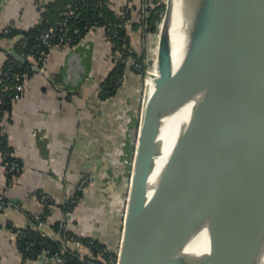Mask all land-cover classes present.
Listing matches in <instances>:
<instances>
[{
  "label": "water",
  "instance_id": "obj_1",
  "mask_svg": "<svg viewBox=\"0 0 264 264\" xmlns=\"http://www.w3.org/2000/svg\"><path fill=\"white\" fill-rule=\"evenodd\" d=\"M164 5L158 41L163 70L155 79L146 128L138 124L131 143L135 151L116 241L117 264H223L264 233V0H182L177 27L180 49L189 56L183 53L174 65L175 0ZM9 53L27 63L16 50ZM187 58L192 66L188 82ZM210 67L219 89L213 120L166 200L179 138L163 153L166 133L182 106L185 80L190 114L184 136L195 145L196 129L189 134L199 124L197 93ZM140 96L139 90L141 106ZM155 165L161 174L156 186L165 187L148 201V227L135 249L148 174Z\"/></svg>",
  "mask_w": 264,
  "mask_h": 264
},
{
  "label": "crops",
  "instance_id": "obj_2",
  "mask_svg": "<svg viewBox=\"0 0 264 264\" xmlns=\"http://www.w3.org/2000/svg\"><path fill=\"white\" fill-rule=\"evenodd\" d=\"M47 1L0 0V32L8 26L20 30L35 26L51 2ZM111 1L115 8L126 2ZM104 35L103 29L94 28L72 47L52 48L45 71L29 73L21 98L3 116V137L22 171L8 186L0 146V223L30 226L32 216L44 210L39 193L45 192L54 201L49 222L65 218L79 235L110 247L118 243L120 206L139 120L140 79L131 72L112 96H101V84L114 65ZM15 41L0 36V69L12 58L9 52L15 50ZM84 177L88 183L82 199L72 210H64ZM0 264H22L15 238L7 229L0 230ZM26 264L55 263L41 255Z\"/></svg>",
  "mask_w": 264,
  "mask_h": 264
},
{
  "label": "trees",
  "instance_id": "obj_3",
  "mask_svg": "<svg viewBox=\"0 0 264 264\" xmlns=\"http://www.w3.org/2000/svg\"><path fill=\"white\" fill-rule=\"evenodd\" d=\"M69 2L70 0H53L45 5L41 16H43L45 19L50 20L51 22H56L60 19V12ZM147 3L148 5L144 8V12H142L144 4L143 0H126V2L123 3L124 5L120 6V8H115L114 6H112V1L109 0L108 5L104 9L102 8L96 10H85L82 13L84 17L83 21L76 23L83 29V33L80 37L82 38L87 31V28H83L87 24V21H90V23L88 24V26H90L94 20H99V17L97 16L98 11L102 12V17H105L113 22L115 20V10L124 11L128 8V11H126L125 13L128 12V17L130 18L129 24L125 28H121L118 30V36L112 37L110 39L111 53L114 58V65L107 80L101 84V96L103 98L112 96L124 81L125 76L129 73L134 72L138 76H140L139 72L144 73L146 65L143 59L145 54L144 52H139L137 48L138 42L142 36L141 29L144 31V33L148 32L152 34L157 29V23L161 19L162 13L164 11V4L161 2V0H147ZM44 27V24L38 23L28 30H20L15 27L8 26L1 30L0 36L13 37L14 39L16 38L15 50H20L21 39H19V35L28 36L30 40L29 44L31 46L37 47L38 41H36L35 38ZM6 29H9V31L4 32V30ZM130 48L132 51L131 53L128 52ZM26 51L29 52V50ZM122 58H124V61H122ZM8 62H11L16 70H27L29 73L32 71V65L34 63L33 60L27 59L26 64H21L12 58H9L4 63V65L8 64ZM137 66L141 68V71L137 69ZM120 78L122 81H119ZM139 79V81L143 79L142 75L141 77H139ZM3 83L12 85L14 82L10 79H3L2 84ZM10 93L4 94V97L0 101V121H2L6 111H9L11 103L15 101L10 97ZM6 145L10 148V151H13L3 135L0 136L1 151H3L4 146ZM84 187L81 191H77V188L75 190V192L79 193L81 199ZM53 203L54 201L52 202L51 206H53ZM73 207L69 210H72ZM62 208H64V210H67L66 204H64ZM49 209L50 208L45 205L43 212H41L43 215V219L47 220L48 225L45 226V228L48 227V232L45 228L40 231L30 225L25 228V230L28 232L27 236L17 238L15 240L22 256V264H26L29 260L36 259V257L41 253L43 249H50L51 251L59 250L66 258L68 264H113L117 255V244L110 247V244L102 243L93 237L79 235L68 225L67 229L65 230V235L61 234L56 236L55 231L57 230L59 220L54 222L48 221L47 216L51 214ZM6 224L8 226H11V224L8 222H6ZM67 235H74L83 242L92 240V245L89 251H86L83 254V260L80 259L82 251H84L83 249L72 248V246L68 243H66V248H63L64 237H66ZM31 242L33 243L30 244ZM104 249H109V251L106 250L105 252L99 254Z\"/></svg>",
  "mask_w": 264,
  "mask_h": 264
},
{
  "label": "built area",
  "instance_id": "obj_4",
  "mask_svg": "<svg viewBox=\"0 0 264 264\" xmlns=\"http://www.w3.org/2000/svg\"><path fill=\"white\" fill-rule=\"evenodd\" d=\"M45 1L47 0H42V4H45ZM108 2L109 0H70V2L60 12V19L58 21L51 22L50 20L45 19L43 16H40L38 24H44L45 27L35 38V40L38 41L37 47L31 46L29 44L30 40L28 36L19 35V39H21V46L20 50L16 51L26 60H34L32 70L33 67H37L39 71L44 72L45 65L48 59V54L52 48L72 47L81 40L80 37L83 33V29L76 23L83 21L84 17L82 13L88 9H104L108 5ZM143 2L144 4L142 12H144V8L148 5L147 0H143ZM127 9L124 11L115 10V20L113 22L105 17H102V12L98 11L97 16L99 17V20H94L90 26H88L90 21H87V24L83 28H87L86 33L94 28L103 29L105 33V39L110 42V39L112 37L118 36L119 29H123L129 24L130 18L128 17V12L125 13L126 11H128ZM8 31L9 29L4 30V32ZM141 31V38H143L144 31L142 29ZM26 50H29V52H27ZM128 52H132L131 48L128 50ZM12 59L14 58L12 57ZM122 61H124V58H122ZM137 68L140 67L137 66ZM28 75L29 72L27 70H16L11 62H8V64L3 65L0 69V101L4 97V94H8L10 92V97L12 98V100L16 101L20 99ZM3 79H10L14 83L12 85L4 83L2 84ZM119 81H122L121 78L119 79ZM2 135V121H0V136ZM2 165L7 178V185L11 186L20 175L22 171V165L19 160L14 156L13 152L10 151V148L7 145L4 146V149L2 151ZM87 183L88 178L84 177L78 184L77 191H81ZM39 200L44 207L46 205L48 206V208H50L53 202V197L48 193L40 192ZM79 200V193L74 192L71 196H69V198H67L65 202L67 209H71L75 204L78 203ZM32 222L34 223V225L31 226L37 230L43 229L45 226L48 225L47 220L43 219L42 213L34 214L32 216ZM25 228L26 227H17L13 224H11V226H8L6 223H0V230L7 229L11 231L15 240L17 238L27 236L28 232L25 230ZM66 229V219L62 218L58 221V226L57 230L55 231V235H65ZM32 243L33 242H31L30 244ZM66 243L70 244L72 248L83 249L84 251H82V255L80 256V259L83 260V254L86 251H89L92 245V240H87L86 242H83L74 235H67L66 237H64L63 248H66ZM106 250L109 251V249H104L99 254L105 252ZM41 255L49 258L50 260H53L55 264H68L66 258L62 255L59 250L51 251L50 249H43L38 256ZM113 264H117V255Z\"/></svg>",
  "mask_w": 264,
  "mask_h": 264
},
{
  "label": "bare ground",
  "instance_id": "obj_5",
  "mask_svg": "<svg viewBox=\"0 0 264 264\" xmlns=\"http://www.w3.org/2000/svg\"><path fill=\"white\" fill-rule=\"evenodd\" d=\"M182 8V0H175V23H174V30H175V47H176V52H175V58L173 61V65L176 64L177 59L179 56L183 55V53H186L187 56H189L188 51H184L180 49V28H178V21H179V16H180V9ZM160 22L158 26V31H157V42L152 48V56H151V64L148 66L147 70V75L144 78V82L142 84V94H141V100H142V105L140 106L139 110V120L138 124L142 125L143 122V127L146 128L147 124V119L150 114V105L152 101V97L154 96L156 92V85H155V79L157 76H159L162 73V64L159 62V57H158V41H159V36H160ZM185 71L187 72V82L188 79L191 77L192 73V66L190 65V62L187 58L184 64ZM209 72L211 73L210 75H206V77H201L200 78V86L198 89V101L200 110L198 112L197 118H199V124L197 122L195 123V128L193 129L192 133L189 134V137L192 136L194 130L196 129L194 137L197 139V142L195 145L192 147L190 146V142L188 141V137L184 136V132L186 131V126L190 114V105L186 103V91H187V82L184 80V85L182 87L183 90V101H182V106L178 112V114L173 118L171 125H169V129L167 130L166 133V138L164 141V149L163 153H166L169 147L171 146L172 142L174 141L175 138H178V143H177V151H176V162H175V170L172 174V178L170 181H168V184H171V189L169 190V193L166 197V200L170 198L172 195L174 189L177 187V185L180 183L182 180L185 172L188 170L190 167L199 147L201 142L204 139V136L209 129L214 112H215V101L217 98V82L216 78L213 74V69L212 67L208 68ZM198 125V126H197ZM197 127V128H196ZM180 135L183 137L184 136V142L181 140ZM199 135V136H198ZM160 167L159 165H155L154 168L150 171L148 174V181H147V191L145 195V200L143 202V212L141 216L139 217L138 221V226H137V232H136V237H135V243H134V248L137 249L139 245L141 244L147 227H148V201L151 199V197L154 196L157 188L162 189L164 188V184L160 186H156L161 174L160 173ZM124 213V212H123ZM263 234H259L246 248H244L242 251L228 259L225 263L223 264H249L251 260L254 262L258 257L260 258L263 256L262 260L260 259L256 264H264V241H260V237H263ZM260 253V254H259ZM251 262V263H252Z\"/></svg>",
  "mask_w": 264,
  "mask_h": 264
},
{
  "label": "rangeland",
  "instance_id": "obj_6",
  "mask_svg": "<svg viewBox=\"0 0 264 264\" xmlns=\"http://www.w3.org/2000/svg\"><path fill=\"white\" fill-rule=\"evenodd\" d=\"M164 1L165 0H161V2L164 4ZM164 8H165V5H164ZM162 16H163V13H162ZM162 16H161V19H162ZM161 19L158 21V23H157V29L151 34V33H144V35H143V38H140V40H139V42H138V51L139 52H144V59H143V61H144V63H145V69H144V73H140L139 72V77H141V75H142V80L140 81V95L142 94V92H143V90H142V84H143V80H144V78L146 77V75H147V70H148V66L151 64V56H152V48H153V46L156 44V42H157V31H158V26H159V22L161 21ZM142 39V40H141ZM141 43V44H140ZM152 47V48H151ZM137 69H139L140 71H141V68H137ZM144 76V77H143ZM141 97V96H140ZM138 124H137V126H136V130H135V139H136V134H137V132H138ZM134 147H135V145H134ZM134 149V148H133ZM134 151H135V149H134ZM134 151H133V154H132V158H133V156H134ZM131 161H132V159H131ZM128 181L126 182V187L128 186ZM124 203H125V200H124V202H123V204L120 206L121 207V209H120V217H121V219H120V226H121V221H122V216H123V211H124ZM116 247H117V245H116Z\"/></svg>",
  "mask_w": 264,
  "mask_h": 264
}]
</instances>
